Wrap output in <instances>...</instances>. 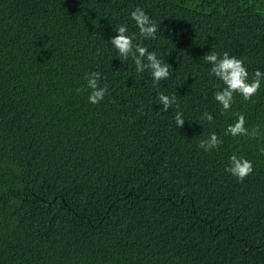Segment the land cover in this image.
Returning <instances> with one entry per match:
<instances>
[{
    "label": "trees",
    "instance_id": "obj_1",
    "mask_svg": "<svg viewBox=\"0 0 264 264\" xmlns=\"http://www.w3.org/2000/svg\"><path fill=\"white\" fill-rule=\"evenodd\" d=\"M121 25L169 79L122 61ZM212 51L250 80L264 72V0H0V264H264V140L224 135L234 113L264 133V82L221 114ZM160 92L179 107L164 111ZM212 132L223 144L206 152ZM232 155L253 164L243 182L225 171Z\"/></svg>",
    "mask_w": 264,
    "mask_h": 264
},
{
    "label": "clouds",
    "instance_id": "obj_2",
    "mask_svg": "<svg viewBox=\"0 0 264 264\" xmlns=\"http://www.w3.org/2000/svg\"><path fill=\"white\" fill-rule=\"evenodd\" d=\"M131 19L135 21L139 29L141 38L155 40L158 31L157 25L146 12L137 7L131 12ZM118 35L111 40V45L118 51L122 61H127L131 57L135 63L137 72H144L146 69L151 71L155 85H159L161 80H167L172 73L169 69V64L163 63L156 52H150L148 48L134 43L137 40L135 33L128 34L127 25H121L117 29ZM204 59L212 65L210 75H214L221 80L225 87L222 90H217L214 93V99L222 106V113L228 112L234 103V95L239 94L244 101H252V98L259 94L262 82H264V72L255 71L254 76L249 79V72L244 65V61L235 56H230L228 52H224L222 56L216 52H211L204 56ZM102 76L100 72H93L87 76V87L91 90L88 100L91 104H99L107 95V88L101 87L99 82ZM77 91H80L77 89ZM157 99L163 105V110L167 111L173 105H177L176 95H165L163 92L158 93ZM236 120L229 124L224 135L232 137L245 136L250 139L264 140V133L259 125L252 129L246 127L245 116L241 113H234ZM177 128H183L185 124L184 114L177 111L175 117ZM202 119L212 122L214 116L205 112ZM223 144V140L212 132L208 139L201 140L199 147L204 151H211L219 148ZM261 154H264V147L260 148ZM225 171L236 177L240 182H243L248 176L254 172L253 164L250 160L232 155L230 164L225 168Z\"/></svg>",
    "mask_w": 264,
    "mask_h": 264
}]
</instances>
